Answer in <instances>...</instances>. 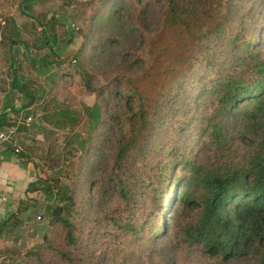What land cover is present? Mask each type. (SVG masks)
I'll use <instances>...</instances> for the list:
<instances>
[{"label":"trees","instance_id":"trees-1","mask_svg":"<svg viewBox=\"0 0 264 264\" xmlns=\"http://www.w3.org/2000/svg\"><path fill=\"white\" fill-rule=\"evenodd\" d=\"M130 2L140 19L158 9L155 27L136 23L137 70L95 89L76 68L63 74L97 98L88 143L103 128L110 136L90 183L96 225L64 217L77 207L70 188L49 211L60 234L23 264H264V0ZM116 43L129 48L122 34Z\"/></svg>","mask_w":264,"mask_h":264},{"label":"rangeland","instance_id":"rangeland-1","mask_svg":"<svg viewBox=\"0 0 264 264\" xmlns=\"http://www.w3.org/2000/svg\"><path fill=\"white\" fill-rule=\"evenodd\" d=\"M124 2L126 5H122ZM111 3L94 17L102 0H0V95L18 80L19 90H11L10 95L14 97L21 91L43 102L40 109L44 108L40 125L35 115L31 117L34 124L28 126V118L24 117L25 122L14 127L20 136L16 148L21 152L23 149L22 154L35 167L36 185L32 197L26 200L28 210L20 220L21 225L13 231L0 232L3 233L0 264H23L34 247L43 243L46 234L54 230L60 234L50 225L49 211L65 193L69 195L70 188L77 207L70 213L64 212V217L75 221L83 212L92 219L89 227L96 225L93 217L99 213L91 202L95 190L90 183L101 175L107 164L104 158L112 147L104 138L110 136L103 128L88 143L93 120L87 116V107L93 108L97 98L81 84V78L63 74L67 69L76 68L95 89L111 82L116 74L135 72L137 66L131 51L140 42L136 23L143 26L150 18L148 26L157 25V7L140 19L130 0H111ZM118 34L126 37L129 48L111 44V38ZM108 102L118 106L113 97ZM62 111L67 112L66 117ZM52 116L55 120L50 119ZM62 118L68 122L62 123ZM23 126L27 130L20 129ZM9 130L12 129L0 127L3 133ZM41 178L48 182L40 183ZM103 242V245L107 242L105 234ZM100 254L99 250L98 257Z\"/></svg>","mask_w":264,"mask_h":264},{"label":"crops","instance_id":"crops-1","mask_svg":"<svg viewBox=\"0 0 264 264\" xmlns=\"http://www.w3.org/2000/svg\"><path fill=\"white\" fill-rule=\"evenodd\" d=\"M19 87L18 80L17 82L15 80L14 84H10L8 91L2 92V95H0V115L4 116L6 122L9 124L15 123L17 127L20 123L25 122L23 121L24 117L28 118L26 121L29 124L28 126L34 124V120H31V117L37 115V123L40 125L39 122L42 120L44 113V108L40 109L43 102L35 101L33 96L22 94L21 91L19 92L20 94L12 97L10 95L11 90L18 91ZM37 112L39 113L36 114ZM20 129H24V127ZM12 130L15 131L14 136L17 144V139L20 136L18 132L16 134L15 128ZM1 133L3 132L0 131ZM24 140L26 139L22 141ZM26 142L30 143V141ZM21 145L22 143L20 142ZM22 152L20 149V152L16 153L13 147L0 142V227L7 222L8 226L5 228L7 231H13L21 225V223H19V226L12 225L15 221L13 216H18L21 221L24 218L27 207L26 200L32 197L28 189L35 182L37 175L32 162L27 159L29 157L24 158L20 155Z\"/></svg>","mask_w":264,"mask_h":264},{"label":"built area","instance_id":"built-area-1","mask_svg":"<svg viewBox=\"0 0 264 264\" xmlns=\"http://www.w3.org/2000/svg\"><path fill=\"white\" fill-rule=\"evenodd\" d=\"M1 37V35H0ZM15 131L14 130H9V132H5V133H1L0 134V142L1 144H8V145H11L12 147H17V144H16V141H15ZM16 153H19L20 150L19 148H16L15 150Z\"/></svg>","mask_w":264,"mask_h":264}]
</instances>
